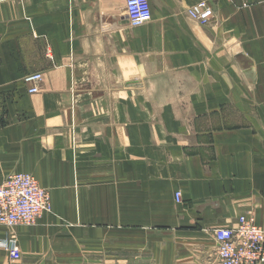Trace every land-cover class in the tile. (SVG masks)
Wrapping results in <instances>:
<instances>
[{
    "label": "crops",
    "instance_id": "0c3cea01",
    "mask_svg": "<svg viewBox=\"0 0 264 264\" xmlns=\"http://www.w3.org/2000/svg\"><path fill=\"white\" fill-rule=\"evenodd\" d=\"M198 1L133 27L124 0H0V183L52 206L0 226V264H219L214 229H264V3L205 0L202 26Z\"/></svg>",
    "mask_w": 264,
    "mask_h": 264
},
{
    "label": "built area",
    "instance_id": "2783aa9c",
    "mask_svg": "<svg viewBox=\"0 0 264 264\" xmlns=\"http://www.w3.org/2000/svg\"><path fill=\"white\" fill-rule=\"evenodd\" d=\"M254 1L264 3V0ZM124 12L129 26L140 27L151 19L149 0H124ZM186 13L188 18L202 26L213 16V10L205 0L190 5ZM23 82L28 86L29 94H36L41 89L42 75L30 73ZM180 197V192L175 193L177 203ZM51 211L49 194L34 177L16 172L0 183V226L7 229L17 225L31 226L38 217ZM212 237L217 246L215 258L219 264H264V229L251 213L239 215L231 227L214 229ZM0 249L8 253L11 261L20 259L13 237L0 240Z\"/></svg>",
    "mask_w": 264,
    "mask_h": 264
},
{
    "label": "rangeland",
    "instance_id": "374dc122",
    "mask_svg": "<svg viewBox=\"0 0 264 264\" xmlns=\"http://www.w3.org/2000/svg\"><path fill=\"white\" fill-rule=\"evenodd\" d=\"M25 174H26V173H25ZM28 175H29V174H28ZM35 179H36V178H35ZM36 181H37V180H36ZM41 188H42V187H41ZM42 189H44V188H42ZM44 190H45V189H44ZM45 192H48V191L45 190ZM48 194H49V192H48ZM49 197H50V194H49ZM50 213H51V212H50ZM43 215H44V214H43ZM41 216H42V215H41ZM41 216H40V217H41ZM38 218H39V217H38ZM38 218H37V219H38ZM35 222H36V221H35ZM33 224H34V223H33ZM33 224H32V225H33ZM32 225H31V226H32ZM23 226H24V225H23ZM16 227H17V226H16ZM14 228H15V227H14ZM12 229H13V228H12ZM8 230L11 231V229H8ZM11 237H13V239L16 240V244H17V239H16V237H14L12 234H10L8 238H11ZM8 238H6V239H8ZM17 246H18V244H17ZM1 250H4V249H1ZM4 251H5V250H4ZM0 252H2V251H0ZM5 252H6V251H5ZM12 264H13V263H12Z\"/></svg>",
    "mask_w": 264,
    "mask_h": 264
}]
</instances>
